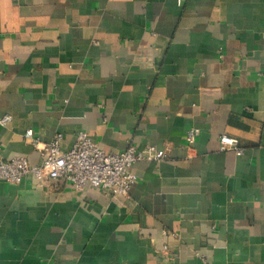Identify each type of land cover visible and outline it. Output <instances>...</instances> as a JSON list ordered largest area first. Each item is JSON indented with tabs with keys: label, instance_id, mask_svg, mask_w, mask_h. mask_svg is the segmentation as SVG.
<instances>
[{
	"label": "crops",
	"instance_id": "0c3cea01",
	"mask_svg": "<svg viewBox=\"0 0 264 264\" xmlns=\"http://www.w3.org/2000/svg\"><path fill=\"white\" fill-rule=\"evenodd\" d=\"M7 114L0 159L39 161L27 129L164 157L127 197L0 179V264H264V0H0Z\"/></svg>",
	"mask_w": 264,
	"mask_h": 264
},
{
	"label": "built area",
	"instance_id": "2783aa9c",
	"mask_svg": "<svg viewBox=\"0 0 264 264\" xmlns=\"http://www.w3.org/2000/svg\"><path fill=\"white\" fill-rule=\"evenodd\" d=\"M10 115L0 118L5 122ZM198 127H190L186 140L194 143L199 135ZM24 138L38 151L39 161L31 163L25 156L0 159V179L17 183L24 176L32 175L37 182L67 181L76 189L87 186L98 187L113 195H129L137 175L132 171L133 163L139 160H159L164 154L153 147L136 148L130 144L120 151H108L94 142L85 131H79L73 145L61 149L62 133L57 132L49 141H42L31 129ZM221 150H233L241 154L244 148L237 137L229 134L219 136Z\"/></svg>",
	"mask_w": 264,
	"mask_h": 264
}]
</instances>
